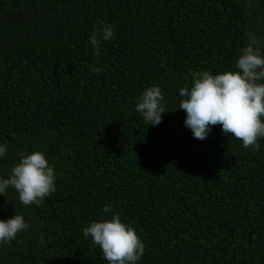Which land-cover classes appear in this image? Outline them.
<instances>
[{"label":"trees","instance_id":"16d2710c","mask_svg":"<svg viewBox=\"0 0 264 264\" xmlns=\"http://www.w3.org/2000/svg\"><path fill=\"white\" fill-rule=\"evenodd\" d=\"M263 38L260 0H0V264H264Z\"/></svg>","mask_w":264,"mask_h":264},{"label":"flooded vegetation","instance_id":"af4514ba","mask_svg":"<svg viewBox=\"0 0 264 264\" xmlns=\"http://www.w3.org/2000/svg\"><path fill=\"white\" fill-rule=\"evenodd\" d=\"M262 28H263V25L259 24L256 27V30L259 31ZM261 42L262 43L257 45L259 48H256V51H257V53H259L258 57H260L263 54L262 58L264 59V38L261 40ZM252 69H253V73H251V72L248 73V80L250 81V83L252 85L253 84L258 85L259 83L262 84L264 82V65H259L257 67L253 66ZM254 75L260 76L261 81H259V79H257V78H254Z\"/></svg>","mask_w":264,"mask_h":264},{"label":"rangeland","instance_id":"374dc122","mask_svg":"<svg viewBox=\"0 0 264 264\" xmlns=\"http://www.w3.org/2000/svg\"><path fill=\"white\" fill-rule=\"evenodd\" d=\"M257 2V1H256ZM258 2H259V0H258ZM261 2H262V4H263V2H264V0H260V4H261ZM260 24V22H257V26ZM256 26V27H257ZM259 56V55H258ZM256 57V61H257V64H259V65H264V59L262 58V56H263V54L260 56V57ZM258 65V66H259Z\"/></svg>","mask_w":264,"mask_h":264}]
</instances>
